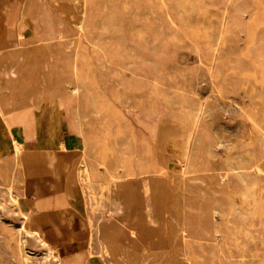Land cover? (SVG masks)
I'll return each instance as SVG.
<instances>
[{
    "label": "rangeland",
    "instance_id": "rangeland-1",
    "mask_svg": "<svg viewBox=\"0 0 264 264\" xmlns=\"http://www.w3.org/2000/svg\"><path fill=\"white\" fill-rule=\"evenodd\" d=\"M1 4L10 16L0 44V264H264V0ZM36 67L57 79L30 84L48 90L46 105L71 104L65 122L52 121L55 139L25 148L55 154L75 113L86 144L61 152L63 191L57 182L48 195L64 193L66 209L52 220L27 207L1 113L2 74ZM180 183L181 214L171 199ZM37 227L49 228L46 240ZM75 240L83 253L62 259L60 245Z\"/></svg>",
    "mask_w": 264,
    "mask_h": 264
},
{
    "label": "bare ground",
    "instance_id": "bare-ground-1",
    "mask_svg": "<svg viewBox=\"0 0 264 264\" xmlns=\"http://www.w3.org/2000/svg\"><path fill=\"white\" fill-rule=\"evenodd\" d=\"M30 5H31V3H30ZM37 19H39V21L42 22V24H46L47 23L46 16L44 15L43 12H39L38 13ZM23 28H24V26L21 27V31H20V33L18 35L19 39L25 38L24 33H22ZM81 28H83L82 25H81ZM43 34L47 35V36H53L54 33L52 32V30H49V29L45 28ZM58 37H59V35H58ZM48 41H49V43L51 45L49 47H46V48H48V50H50V51L52 50V52L55 51V54L59 53L58 52V46H59V44H61L60 41L58 40V42H57V40L54 39V37H50ZM35 50L39 54V56L41 58L44 55H46V50H45V53H44V50L42 48H35L34 47L32 51H35ZM30 59H32L31 55L29 56V60ZM79 69H80V66L77 63L73 64L72 71H73V74H74L75 78L76 77L78 78V76H79ZM21 74H22V76L21 75L19 76V74H18L17 77H14V78L11 77V79L3 77L4 80H3V83H2L3 84V87H2L3 89L1 90L2 91L1 92L2 93V95H1L2 98L1 99H2V102H3L4 106H3V109H2L1 113H2V116L4 118L5 124L7 126L6 128H8L9 133H10L11 137L13 138V140H14V142L16 144V150H17L16 152H17L19 160L21 161V164L23 166L24 151L22 149V139L24 137H28L29 130L31 129V127L35 128L36 126L39 125V123L44 122L43 121L44 119L46 121H48L47 122L48 131H47L46 135H48L50 133V130H53L51 124H52V121L54 119L57 120L60 124L65 122L66 119H65V116L61 113V109H63L62 107L70 106L71 101H65V103H61L60 102L58 105L55 106L56 110H53V107H50V106L46 105V103H45L46 97H45L44 93L47 92L48 90L46 88L35 89V88L30 87V84H32L33 82H37V81H39V82L41 81V82H44V83H48V82L49 83H51V82L55 83V82H57L56 77L54 76V74H52V72L50 70L45 71L42 68L36 67L35 69H33L30 72L29 71L27 72L26 70H24V72L21 73ZM56 89L57 88H55V90ZM4 90H6L5 93H3ZM62 91H63V89H61V90L57 89L55 91L58 94V98H59V95L61 94ZM76 95H77V93H76ZM74 118L75 119H74L73 123H69V122L68 123H69V127L73 130V132H76L77 134L73 133L72 136H70V138H68V139L66 138L67 140H63V141L60 142L61 152H64V153H67V154L68 153L72 154L71 149H74V148H77V149L80 148L81 149L82 147L86 146V144H84V140H82V138L79 137L80 134L78 133L77 128H76V113H75V117ZM58 126H60V125H58ZM177 136H178V134H177ZM173 142L176 143L177 146H180L182 141L179 140V138H178V139L173 140ZM179 161H182L181 158H179ZM80 172H82V174H83L84 172H86V169L82 170ZM183 197H184L183 184L180 183L177 194L171 196V199L174 201V207H175L176 211H178V213H180V214H181V210H182V207L180 206V202H181ZM74 204H75V202H74ZM179 208L181 210H179ZM19 209H20L21 214L24 217V219L27 218L28 214L25 211V208L23 207V204H22V206H20ZM180 214H179V217L182 220V216H180ZM38 231H39L40 237H43L45 239V237L43 236L42 232H40L41 230L39 229ZM34 234H36V233H34ZM180 240H183V244H185V246H186L187 238H186V229H184V228L182 230H180ZM185 240H186V242H185ZM193 241H194V239H193ZM62 264H64V262H62Z\"/></svg>",
    "mask_w": 264,
    "mask_h": 264
},
{
    "label": "crops",
    "instance_id": "crops-1",
    "mask_svg": "<svg viewBox=\"0 0 264 264\" xmlns=\"http://www.w3.org/2000/svg\"><path fill=\"white\" fill-rule=\"evenodd\" d=\"M0 5V27L2 29L0 30V44H3L7 40V24L9 21V14H6L7 10ZM5 11V12H4ZM7 15H8V21H7ZM19 48L16 47L14 51H12L11 54H20L21 51L24 50L23 48L21 50H18ZM30 56V55H29ZM25 69H14L2 74V77L10 78L11 77H17L24 72ZM44 122L39 123L38 126H34L35 128L31 127L29 130L28 137H24L22 139V149L24 151L23 156V170L26 175L25 178V192L26 194H30L33 196V198L28 197V204L27 207L32 209L33 214L35 217H50L53 214L61 213L66 209L64 206L66 204L65 197L63 196L64 193H62V196L60 199L56 200V197H52L51 195H48L49 192L52 191V188L57 187V182L60 184V189L63 191V185H62V173L64 171V168L67 167V163L64 160L63 155L61 153V149H54L53 152L55 154H42L38 152V149L36 147H31L30 149L25 148L26 143L31 144H38L42 141H45L41 138V136H44L47 134L48 128H47V122L45 119ZM44 123V124H43ZM36 130V131H35ZM74 132H72L69 128L66 129V133H64V136L62 137L63 140H67L72 136ZM97 133V132H96ZM95 133V134H96ZM75 134V133H74ZM50 139H55L54 135L52 134V130H50ZM47 135V136H48ZM67 138V139H66ZM59 142V148H60V140ZM40 150V149H39ZM91 155V154H90ZM76 156V155H75ZM72 159L75 160L74 155H71ZM91 157V156H90ZM137 167V165H135ZM102 179L103 176H100L99 172L97 171L95 179ZM99 180H97L99 182ZM104 182V181H103ZM38 197H36V195ZM31 203L29 204V202ZM65 203V204H64ZM64 204V205H63ZM73 205V204H71ZM52 220V218L50 217ZM61 219V218H60ZM54 225L50 229L54 228ZM37 230H41L43 236H46V233L49 228H43V227H37ZM44 230V231H43ZM45 234V235H44ZM46 239V238H45ZM74 241H66L65 244L60 245V256L62 259H69L73 256H76L78 254L83 253V246L80 244L78 240ZM77 243V244H75ZM62 253V255H61ZM64 264H73V261H63ZM85 264H87L85 262ZM89 264V263H88Z\"/></svg>",
    "mask_w": 264,
    "mask_h": 264
}]
</instances>
